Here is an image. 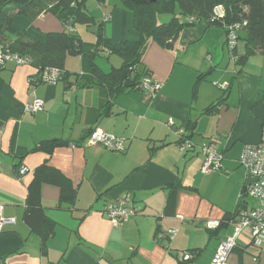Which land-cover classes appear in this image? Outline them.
Listing matches in <instances>:
<instances>
[{
    "label": "crops",
    "instance_id": "crops-1",
    "mask_svg": "<svg viewBox=\"0 0 264 264\" xmlns=\"http://www.w3.org/2000/svg\"><path fill=\"white\" fill-rule=\"evenodd\" d=\"M88 3V10L103 23L104 36L114 44L138 39L132 14L117 8L116 0L105 4L95 0L94 9ZM13 26L27 30L40 42L48 33L65 29L52 14H43L34 22L17 16ZM205 27L201 22L197 28L183 31L174 50L152 43L143 67L154 81L163 84L162 88L119 94L113 99L109 116L101 115L104 100L99 87L79 89L60 81L34 88L30 83L38 73L34 66L10 61L0 70V220L14 219L13 223L0 222V264H95L99 260L111 264H179L182 252L193 249L202 251L195 260L198 264L205 249L197 239L203 232L201 226L207 230L208 222L221 223L237 209L250 208L245 201L249 194L244 192L247 175L240 169L239 159L245 145L259 143L264 131V52L239 66L224 45L225 30ZM67 30L80 33L74 27ZM245 51L246 44L240 40L236 56ZM109 60L110 70L122 64L112 61V56ZM80 65L81 59L76 67ZM200 74L206 78L194 92ZM223 84H227L226 90L220 87ZM36 97L44 102V108L36 113L25 111ZM221 99L218 109L205 113ZM95 128L129 140L122 154L130 153L136 141L147 144L128 161L130 164L107 169L100 165V159H119L121 154L109 153L102 146L84 147L86 140L82 139ZM52 139L73 143L51 155L34 151L42 141ZM183 139L192 144L186 153L180 151ZM206 141H214L224 155L221 171L201 172L205 155L197 148ZM89 155L95 158L93 164ZM44 163L60 170L77 190L74 206L59 207L60 188L42 185V206L60 223L46 243V253L41 237L24 220L28 186L34 171ZM23 166L29 171L20 176ZM225 182H230L229 189ZM128 193L140 212L114 228L102 211L112 198ZM256 205L254 199L251 208ZM66 226L75 229H69L72 237L65 240L56 258L51 250L62 232L58 230L68 229ZM170 229L177 230L175 238L158 242L156 234ZM233 231L231 223L211 230L207 238L211 258ZM229 263L264 264V252L252 245L248 231L241 235Z\"/></svg>",
    "mask_w": 264,
    "mask_h": 264
},
{
    "label": "trees",
    "instance_id": "trees-1",
    "mask_svg": "<svg viewBox=\"0 0 264 264\" xmlns=\"http://www.w3.org/2000/svg\"><path fill=\"white\" fill-rule=\"evenodd\" d=\"M87 1L0 0V45L4 46L5 51L9 53L28 57L30 63L27 65H32L38 70L36 79L44 69L54 67L63 72L60 81L70 83L79 89L99 87L101 98L104 100L101 111L103 116L112 114L110 108L115 97L132 90L142 91L141 85L144 78H151L143 64L144 56L152 43H156L166 50H174L181 33L197 28L201 22L205 24L206 29L222 28L225 30L224 45L230 56L234 59L237 58L236 63L239 66L244 65L251 56L264 52L263 0H120V2L116 0L119 3L117 8L127 10L132 14L133 27L138 33L137 40H126L117 45L104 36L103 23L97 21L92 12L88 10ZM107 1L96 0L99 4H105ZM218 6L222 7L221 14L215 11ZM43 14L56 16L65 29L48 33L46 40L40 42L32 37L27 30H18L13 26L17 16H23L30 22H34ZM163 16H170V18L168 21H162L161 17ZM76 24H82L87 29L96 27L93 32L97 34L96 41H84L77 34L67 30L68 27H74ZM231 32L235 33L238 42L240 40L245 42L244 55L236 56L237 45L233 50L228 48L227 38ZM113 55L119 56L122 59V64L119 67H112L109 72H104L96 59L102 56L109 59ZM68 57L81 59L82 69L80 72L66 69ZM4 68L5 66L0 67V70ZM205 78L204 74L197 77L193 87L194 92ZM40 84L43 83H35L32 86L35 88ZM222 99L208 107L205 113H212L216 108L218 109L222 105L221 102L225 101ZM87 137L88 135L81 142H84ZM72 143V141L62 139L45 140L34 151H43L51 155L57 148ZM79 144L75 143V145ZM43 184H53L60 188L59 207H62L63 204L74 206L77 201V190L74 189L72 181L67 176L47 163L42 164L34 171V178L28 186L24 220L32 231L41 237L43 252L46 253V243L54 237L60 223L50 218L42 206L41 188ZM240 210L241 208L237 209L234 215L223 220L216 228L207 226L209 234L212 235L211 230H217L230 224ZM159 234V232L156 234L158 242L165 238L170 239L168 233L164 238H159ZM201 252L198 249L182 252L179 264H195V260ZM186 255H189L188 259H186ZM95 264L111 263L99 260Z\"/></svg>",
    "mask_w": 264,
    "mask_h": 264
},
{
    "label": "built area",
    "instance_id": "built-area-1",
    "mask_svg": "<svg viewBox=\"0 0 264 264\" xmlns=\"http://www.w3.org/2000/svg\"><path fill=\"white\" fill-rule=\"evenodd\" d=\"M216 13H222V7L218 6L215 9ZM227 46L230 50L236 48L238 43L237 36L231 32L227 38ZM5 47L0 45V67L6 66L10 61L15 62L17 65H27L30 63L28 57H23L17 54H12L4 49ZM232 57V56H231ZM62 70L54 67H48L44 69L39 75L38 79L31 78L30 83H43L47 85H56L62 79ZM163 86L162 83L154 81L150 77H145L141 85V89L145 91H158ZM223 90L227 89V84L220 86ZM44 108V102L39 98H34L32 103L25 106V111L30 113H36ZM169 123H172L170 121ZM124 139L116 137L114 135L106 133L101 128L93 129L86 139L89 146H102L111 151H125ZM186 143L182 146L183 150H190L192 144L190 141L185 140ZM200 150L205 155V160L201 167L203 174H208L212 171L222 170V161L224 155L218 151L217 144L214 141H206ZM239 163L246 170V175L252 178H258L257 181L252 182L246 187V193L253 196L257 205L251 209H242L231 221L234 225L233 234L223 240L211 261V264H230L229 256L233 250L239 245V240L243 232L248 231L251 236L252 245L258 249L259 252H264V131L261 136V141L257 144H247L243 149V153L239 159ZM29 171L28 167H21L19 175H25ZM140 212V209L134 202L131 194H125L114 202L108 203L102 213L111 222L114 228H119L124 221H128L136 217ZM1 225L3 223H13L14 219L1 218ZM218 222H208L209 228H216ZM170 239L175 238L177 230L170 229L167 231ZM167 233H160L159 238H164ZM189 255H186V259Z\"/></svg>",
    "mask_w": 264,
    "mask_h": 264
},
{
    "label": "rangeland",
    "instance_id": "rangeland-1",
    "mask_svg": "<svg viewBox=\"0 0 264 264\" xmlns=\"http://www.w3.org/2000/svg\"><path fill=\"white\" fill-rule=\"evenodd\" d=\"M118 2H120V0H118ZM94 5H95V0H89L88 6H90L91 8L94 9ZM94 12H97L96 9H95ZM169 18H170V16H163V17H161V20L162 21H168ZM97 21L100 22V20H97ZM74 29H75V31L77 29L80 30V33H78L76 31L75 34H77L78 36H80L84 41H87V42H95L96 39H97V36H96L97 34L96 33H93L94 30H96V27L95 28L92 27L91 29H87L86 26H84L82 24H76L74 26ZM112 57H113V60L112 61H114V59H116L117 61L122 62L121 60H119V59H121V58H119V56L113 55ZM79 59H80L79 57H68L67 60H66V67L67 68H70L72 72H79L78 70H81L82 69L81 65H80V67L79 66L76 67V64L79 63ZM96 60H97L98 65L100 66V68L104 72H109L110 71L109 66L111 64V61L109 59H107L106 57L102 56V57H98ZM75 67H76V69H74ZM61 84H64V82L61 81ZM185 143H186L185 139L181 140V142L179 143V145H180V151H182L184 153H186L187 151H189V150H183L182 149V146ZM128 144H129V140L124 141L125 147H127ZM146 144L147 143L145 141H142V140L136 141L133 144V146H132L133 147L132 148V151L130 153H127V154H122V152H120V151H111V150H108L106 148L101 147L103 150H107L109 153H118V154H121V155L119 156L120 157L119 159L113 158L114 156H108V157H105L104 159H100V162H101L100 165H102V167H105L107 169H114L115 167H117L118 164L120 165V164H124L125 163L124 165H128V164H130L128 161L132 157H135L137 155L136 152L140 151L143 146L145 147ZM201 146H202V144L199 145V148H197L199 151H201L200 150V147ZM84 147H90V146H89V144L87 142H85ZM201 154L204 155V153L202 151H201ZM89 160L91 161L90 164H93V162L95 161L94 156L89 155ZM240 169H243L245 171V175H246L245 168L243 166H240ZM224 186L226 187V189H229L230 182H225L224 183ZM84 198H85V200L87 202V198L86 197H84ZM115 198H112L111 199L112 202L116 201ZM81 199L83 200L82 197H81ZM254 199L255 198L253 196H251V195H246V197H245V201H248L250 203V206H249L250 208H251V206L253 204ZM69 215H70V220H72L71 214H69ZM66 227H68V229L65 228V230H61V229L58 230L59 232L60 231H62V232H60L58 238L56 239V241L54 243L55 246L51 250V254L53 256L55 255L56 258H58L61 249L65 246L64 245L65 240L66 241H69L71 239V237H72V232L69 229H72V230L75 229V228H72V227H69V226H66ZM201 229L203 230V232H201V233H199V235H197V239L199 240V242H203V245L201 247H203L205 249H204V253L202 254V256L200 257V259L198 260V264H211L212 258L209 255L210 254V250H211V245L207 244V238L209 236V233L206 230L205 226H201ZM61 233H63V235H65V237L63 236V239H62V234ZM73 235H74V233H73ZM165 244H168V243L165 242ZM180 255H181V252H180Z\"/></svg>",
    "mask_w": 264,
    "mask_h": 264
},
{
    "label": "water",
    "instance_id": "water-1",
    "mask_svg": "<svg viewBox=\"0 0 264 264\" xmlns=\"http://www.w3.org/2000/svg\"><path fill=\"white\" fill-rule=\"evenodd\" d=\"M152 1H155V0H152ZM247 179H246V186L244 188V191H246V187L249 186L252 182H255L258 180V178H252L250 176H246Z\"/></svg>",
    "mask_w": 264,
    "mask_h": 264
},
{
    "label": "clouds",
    "instance_id": "clouds-1",
    "mask_svg": "<svg viewBox=\"0 0 264 264\" xmlns=\"http://www.w3.org/2000/svg\"><path fill=\"white\" fill-rule=\"evenodd\" d=\"M226 90V89H225Z\"/></svg>",
    "mask_w": 264,
    "mask_h": 264
}]
</instances>
